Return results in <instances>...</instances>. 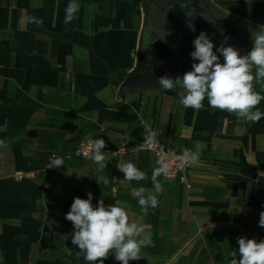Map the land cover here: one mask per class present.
<instances>
[{
    "label": "crops",
    "instance_id": "0c3cea01",
    "mask_svg": "<svg viewBox=\"0 0 264 264\" xmlns=\"http://www.w3.org/2000/svg\"><path fill=\"white\" fill-rule=\"evenodd\" d=\"M205 1L251 40L264 30V0ZM72 2L79 9L66 24ZM145 28L142 0H0V264H85L65 215L89 192L94 206L119 200L151 232L154 246L129 264H228L237 237L264 240V117L248 123L207 100L184 108L179 88L124 90ZM148 131L180 153L201 152L191 188L161 175L159 206L145 216L132 192H154L159 157L138 147ZM87 138L105 140L102 172L75 153ZM125 141L132 148L116 150ZM55 158L63 166L47 168ZM129 161L149 179L125 180L116 165Z\"/></svg>",
    "mask_w": 264,
    "mask_h": 264
},
{
    "label": "clouds",
    "instance_id": "9594fccd",
    "mask_svg": "<svg viewBox=\"0 0 264 264\" xmlns=\"http://www.w3.org/2000/svg\"><path fill=\"white\" fill-rule=\"evenodd\" d=\"M79 5L72 2L66 8L65 23H70ZM42 26L43 21H33ZM193 31L194 25H188ZM222 31V30H221ZM228 37L214 51V43L207 33L201 32L193 41L194 51L190 53L194 62L191 70L175 79L162 76L158 80L159 86L166 90L181 89L178 93L179 103L184 108L200 110L204 108V101L213 110L226 111L238 119L255 124L264 117L259 109L264 95L255 90L256 83L261 84L264 90V30L252 36V47L244 55L231 45L225 46ZM219 53L220 55H218ZM223 57V62L220 60ZM161 131H148L144 135V144L152 145L156 142ZM7 145L0 141V147ZM105 140L102 138L92 142L89 151L83 153L86 159L98 165L97 171L102 172L109 160L102 149ZM201 146L195 145V150L184 149L178 163L182 168L195 165L198 162ZM63 160L55 158L50 161L47 168L59 169ZM116 167L124 174L123 178L129 182L149 179L136 165L129 161L117 163ZM171 166L166 156H159L156 166L150 177L153 193H146L143 187L132 192L133 198L138 202L141 212L147 216L149 209L159 206L158 194L162 193L163 186L159 177L167 174ZM97 181L100 184L98 177ZM109 181L103 180L107 185ZM88 198L75 197L70 211L65 219L73 225L71 243L77 246L79 254L83 256L85 264H104L109 255L120 262L129 264L131 260H138L141 249L154 246L151 232L143 225L131 222L126 207L115 200L114 204L105 206L101 199L94 206L92 193ZM259 226L264 227V211L259 214ZM238 251L231 249L228 264H264V240L244 236L237 237Z\"/></svg>",
    "mask_w": 264,
    "mask_h": 264
},
{
    "label": "water",
    "instance_id": "95a60500",
    "mask_svg": "<svg viewBox=\"0 0 264 264\" xmlns=\"http://www.w3.org/2000/svg\"><path fill=\"white\" fill-rule=\"evenodd\" d=\"M146 28L143 33L136 68L125 81L124 90L160 87L162 76L175 79L192 68L190 53L194 51V39L203 31L214 43V51L228 37L225 46L231 45L246 54L252 47L247 34L240 33L232 21L217 16L205 0H142ZM194 25V31L188 26ZM222 30V31H221ZM220 55L219 53H217ZM221 62L223 57L220 56ZM71 250L77 246L68 242Z\"/></svg>",
    "mask_w": 264,
    "mask_h": 264
},
{
    "label": "built area",
    "instance_id": "2783aa9c",
    "mask_svg": "<svg viewBox=\"0 0 264 264\" xmlns=\"http://www.w3.org/2000/svg\"><path fill=\"white\" fill-rule=\"evenodd\" d=\"M94 139L87 138L83 140L79 146L76 148L75 153L78 156L85 157L83 153L89 151L90 146ZM144 140L140 143L138 147L143 148V149H149L153 151L158 157L159 156H166L167 161L171 166V170L167 174H163L166 178H179L181 182L185 184L186 187L191 188V181L189 180V175L191 172L192 165L180 167L178 160L179 157L182 155V153L178 152L175 150L173 147L170 145L166 144L163 142L159 137H157L156 142L153 143L152 145H146L143 143ZM132 146L128 141L123 142L121 145H119L116 150L118 151H126L131 149ZM102 149V151H104Z\"/></svg>",
    "mask_w": 264,
    "mask_h": 264
}]
</instances>
